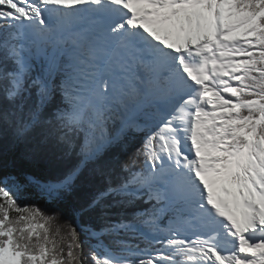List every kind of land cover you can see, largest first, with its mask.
Listing matches in <instances>:
<instances>
[{
    "label": "snow or ice",
    "instance_id": "1",
    "mask_svg": "<svg viewBox=\"0 0 264 264\" xmlns=\"http://www.w3.org/2000/svg\"><path fill=\"white\" fill-rule=\"evenodd\" d=\"M0 264H264V0H0Z\"/></svg>",
    "mask_w": 264,
    "mask_h": 264
},
{
    "label": "trees",
    "instance_id": "2",
    "mask_svg": "<svg viewBox=\"0 0 264 264\" xmlns=\"http://www.w3.org/2000/svg\"><path fill=\"white\" fill-rule=\"evenodd\" d=\"M139 137L136 140H129V144L138 143ZM120 151L119 147L111 149V153L115 154ZM76 163L75 157L71 158H57L53 157L49 160H36V161H24L23 168L27 171L34 172L41 175H59L62 172L66 171L73 164ZM99 182H96L94 185H86L78 189L77 196L81 200H86L89 196L93 194L96 187H99ZM62 222V221H61Z\"/></svg>",
    "mask_w": 264,
    "mask_h": 264
}]
</instances>
